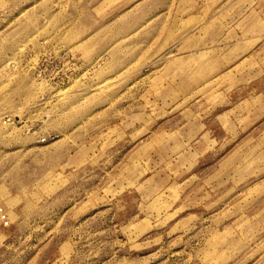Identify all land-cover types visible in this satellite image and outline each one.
<instances>
[{
	"label": "rangeland",
	"instance_id": "obj_1",
	"mask_svg": "<svg viewBox=\"0 0 264 264\" xmlns=\"http://www.w3.org/2000/svg\"><path fill=\"white\" fill-rule=\"evenodd\" d=\"M0 264H264V0H0Z\"/></svg>",
	"mask_w": 264,
	"mask_h": 264
}]
</instances>
